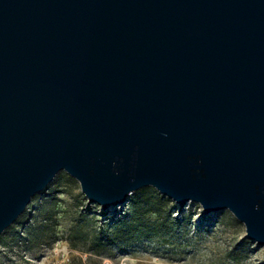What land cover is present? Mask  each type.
I'll return each mask as SVG.
<instances>
[{
  "label": "water",
  "instance_id": "obj_1",
  "mask_svg": "<svg viewBox=\"0 0 264 264\" xmlns=\"http://www.w3.org/2000/svg\"><path fill=\"white\" fill-rule=\"evenodd\" d=\"M61 170L264 244V0H0V237Z\"/></svg>",
  "mask_w": 264,
  "mask_h": 264
},
{
  "label": "rangeland",
  "instance_id": "obj_2",
  "mask_svg": "<svg viewBox=\"0 0 264 264\" xmlns=\"http://www.w3.org/2000/svg\"><path fill=\"white\" fill-rule=\"evenodd\" d=\"M135 195L156 200L132 232L117 235ZM0 264H264V244L229 208L208 213L198 201L183 207L148 185L105 209L61 170L0 237Z\"/></svg>",
  "mask_w": 264,
  "mask_h": 264
},
{
  "label": "trees",
  "instance_id": "obj_3",
  "mask_svg": "<svg viewBox=\"0 0 264 264\" xmlns=\"http://www.w3.org/2000/svg\"><path fill=\"white\" fill-rule=\"evenodd\" d=\"M151 197L153 196L146 197V201H144V198L140 197V195H135L132 197L130 201V209L121 217L123 225L116 226L115 234H122L124 230L129 232L133 231L136 226V217L140 213H142L148 206H151V204H153V201L156 200L155 197Z\"/></svg>",
  "mask_w": 264,
  "mask_h": 264
}]
</instances>
